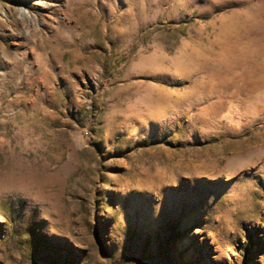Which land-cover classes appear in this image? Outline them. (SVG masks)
<instances>
[{"label":"rangeland","instance_id":"374dc122","mask_svg":"<svg viewBox=\"0 0 264 264\" xmlns=\"http://www.w3.org/2000/svg\"><path fill=\"white\" fill-rule=\"evenodd\" d=\"M145 259L264 264V0H0V263Z\"/></svg>","mask_w":264,"mask_h":264},{"label":"water","instance_id":"95a60500","mask_svg":"<svg viewBox=\"0 0 264 264\" xmlns=\"http://www.w3.org/2000/svg\"><path fill=\"white\" fill-rule=\"evenodd\" d=\"M138 264H177V263L173 260L145 259L140 261Z\"/></svg>","mask_w":264,"mask_h":264},{"label":"bare ground","instance_id":"6f19581e","mask_svg":"<svg viewBox=\"0 0 264 264\" xmlns=\"http://www.w3.org/2000/svg\"><path fill=\"white\" fill-rule=\"evenodd\" d=\"M21 12H22L23 17L31 18L30 13L26 9L23 8Z\"/></svg>","mask_w":264,"mask_h":264}]
</instances>
